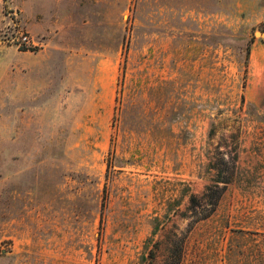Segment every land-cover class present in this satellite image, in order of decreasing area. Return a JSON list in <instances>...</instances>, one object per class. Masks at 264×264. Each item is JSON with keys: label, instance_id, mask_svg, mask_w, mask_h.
I'll return each instance as SVG.
<instances>
[{"label": "rangeland", "instance_id": "rangeland-1", "mask_svg": "<svg viewBox=\"0 0 264 264\" xmlns=\"http://www.w3.org/2000/svg\"><path fill=\"white\" fill-rule=\"evenodd\" d=\"M0 264H264V0H0Z\"/></svg>", "mask_w": 264, "mask_h": 264}, {"label": "trees", "instance_id": "trees-1", "mask_svg": "<svg viewBox=\"0 0 264 264\" xmlns=\"http://www.w3.org/2000/svg\"><path fill=\"white\" fill-rule=\"evenodd\" d=\"M250 45H251V41H247L245 43V59H244L245 65H247V63H248L249 52H250Z\"/></svg>", "mask_w": 264, "mask_h": 264}, {"label": "built area", "instance_id": "built-area-1", "mask_svg": "<svg viewBox=\"0 0 264 264\" xmlns=\"http://www.w3.org/2000/svg\"><path fill=\"white\" fill-rule=\"evenodd\" d=\"M22 43L23 44H28L29 43V39L27 37L22 38Z\"/></svg>", "mask_w": 264, "mask_h": 264}, {"label": "water", "instance_id": "water-1", "mask_svg": "<svg viewBox=\"0 0 264 264\" xmlns=\"http://www.w3.org/2000/svg\"><path fill=\"white\" fill-rule=\"evenodd\" d=\"M255 36H260V37H262L263 35H262L261 33L257 32V33H255Z\"/></svg>", "mask_w": 264, "mask_h": 264}]
</instances>
